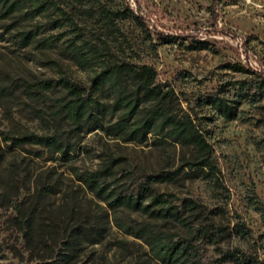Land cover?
<instances>
[{"label":"rangeland","instance_id":"1","mask_svg":"<svg viewBox=\"0 0 264 264\" xmlns=\"http://www.w3.org/2000/svg\"><path fill=\"white\" fill-rule=\"evenodd\" d=\"M57 1L77 29L68 22L54 28L51 22L59 18L56 13L34 21L19 14L0 19V264H56L68 254L70 264H159L145 239L121 226L164 236H184L185 230L141 212L112 210L79 181L81 174L109 165L113 169L104 175L103 184L131 194L144 175L176 173L173 181L157 183L158 191L196 200L202 208L193 220L222 209L223 218L213 215L219 225L245 231L235 233L222 246L242 248L264 264V99L241 100L235 104L239 117L231 121L202 105L213 95L234 99L240 81L249 82L250 92H256L261 82L257 72L264 78V0H102L107 8L125 13L114 25L92 0ZM131 11L147 31L131 17ZM37 26H41V41L24 44L21 33ZM158 32L176 41L163 44ZM84 42L103 54L100 60L92 59L91 66L76 58L79 47L87 50ZM199 42L206 47L199 48ZM104 59L156 70V82L175 92L172 111L203 126L221 169L222 187L188 174L182 162L193 153L179 143H158L155 135L138 143L92 125L78 129L62 113L58 115L61 100L70 99L63 87L27 90L28 84L58 82L61 77L90 90ZM234 65L251 73L234 71ZM99 98L112 105L117 93L107 88ZM103 116L109 124L122 113L107 111ZM30 133L59 134L72 145L73 158L41 145L13 144V138ZM7 136L10 139L5 140ZM18 203L24 204L23 216H35L37 228L31 242L15 225ZM78 228L96 243L88 237L72 251L71 235ZM203 254L211 264H222L214 246L206 245Z\"/></svg>","mask_w":264,"mask_h":264},{"label":"trees","instance_id":"2","mask_svg":"<svg viewBox=\"0 0 264 264\" xmlns=\"http://www.w3.org/2000/svg\"><path fill=\"white\" fill-rule=\"evenodd\" d=\"M97 3L106 21L114 25L116 18H122L125 13L121 10L107 8L102 0H92ZM56 13L59 18L51 23L54 28L62 26L65 22L77 26L73 18L62 8L57 0H0V19L11 18L14 15H22L30 21ZM131 17L138 22L144 31V22L131 11ZM39 27L34 30L21 33V41L24 44L40 42ZM157 39L163 44L175 42L171 35L163 33L157 34ZM87 50L80 47L77 50L76 58L79 63L91 66L92 59H101L103 54L99 49L88 42ZM78 47V46H77ZM199 48H205V43L199 42ZM103 66L99 73L92 78L90 90L79 83L61 77L58 82L53 80H43L34 84H28L27 90H52L56 85L63 87L70 99H62L58 115L63 114V119L78 129H83L86 125H92L109 135L116 137H127L130 140L144 143L151 135L157 137L158 143H179L190 149L193 153L191 157L183 158L184 169L195 178H201L211 182L217 188L222 187L221 169L214 156L212 144L206 137L203 126L197 124L190 116L179 117L171 107L175 92L172 88H165L156 82L157 72L149 66H134L128 62H114L113 60H102ZM56 64V62H52ZM234 71L251 73L243 66H231ZM253 73V72H252ZM261 77V82L257 84L255 93L250 92L249 82L240 81L238 92L234 99L221 95H213L204 100L202 105L209 106L220 117L227 121L239 117V112L235 106L241 100L249 102H259L264 99V78L263 73L257 72ZM114 89L117 99L114 104H104L99 98V94L105 89ZM34 93V92H31ZM152 104L150 108H143V105ZM111 111H121L122 117L114 123H105V113ZM141 114V115H140ZM137 120H133L137 116ZM10 139L9 136L5 140ZM13 144L21 147L24 144H36L52 149L60 153L66 159H72V145L62 139L59 134L39 135L35 133L23 134L13 138ZM113 169L109 165L105 169L81 174L79 181L98 197L107 201L110 209L125 208L128 210L141 212L156 220H165L179 224L184 230V236L173 235L164 236L151 233L146 228L134 230V228L122 225L121 227L137 238L145 239L150 248L151 257L159 264H211L205 258L203 250L206 245L214 246L222 264H261L259 258L254 254L244 251L242 248H224V241H227L236 234H245L243 228L239 226L225 229L219 225L213 215L224 217L222 209L218 208L206 219L193 220L197 216L202 206L194 199L177 198L174 194L160 193L156 188L157 183L173 181L176 173L162 171L158 174L144 175L143 179L135 184L136 193H129L122 187L109 189L103 184L102 178L108 171ZM181 201L180 204H176ZM23 203L16 204L17 216L14 218L15 225L23 233L27 242L34 239V232L37 222L33 213L23 216ZM91 243H96V239H91L89 233L82 228H78L71 235L70 249L79 247L88 239ZM72 255L62 256L56 264H70Z\"/></svg>","mask_w":264,"mask_h":264}]
</instances>
